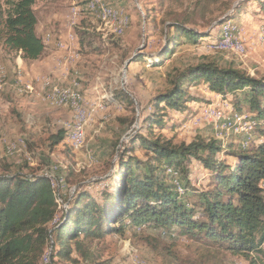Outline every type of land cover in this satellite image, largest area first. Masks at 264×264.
I'll list each match as a JSON object with an SVG mask.
<instances>
[{
    "label": "rangeland",
    "instance_id": "obj_1",
    "mask_svg": "<svg viewBox=\"0 0 264 264\" xmlns=\"http://www.w3.org/2000/svg\"><path fill=\"white\" fill-rule=\"evenodd\" d=\"M13 1L0 0V13L9 9ZM33 7L38 34L47 46L39 61L25 63L20 53L9 52L0 39V74L4 75L0 80V173L6 169L31 173L41 170L61 176V197L65 202L71 189L87 188L98 193L95 186L86 185L114 173L120 151L129 145L131 135L145 133L142 126L152 99L172 87L174 79L188 67L214 62L221 68H237L251 76L264 77V14L255 1L35 0ZM228 20L238 27L237 36L243 40L240 51L216 48L220 24ZM171 21L181 22L204 37L193 42L181 36L174 53L163 59L161 54L172 33L166 25ZM52 39L60 50L54 59H64L59 63L67 65L66 82L54 76L51 64L43 67L53 57L49 45ZM162 59V66L151 65ZM45 80L56 86L45 91ZM25 85H31L33 92L23 91ZM56 90L72 92L69 93L84 113L85 140L77 149L66 138L50 150L49 135L65 128L66 121H73L77 112L70 102H55ZM205 90L202 84L189 88V95L197 99L186 104L184 113L169 110L167 125L154 129V133L177 145L199 139L217 140L234 151H248L264 138L256 126L249 129L230 124L226 104L236 109L233 94L224 98L217 93L206 98L212 94ZM120 91L127 97L118 98ZM217 109H222L223 114L214 122L194 123L197 115ZM237 110L251 114L245 104ZM29 141L37 147V157L30 154ZM134 155L145 157L141 150ZM219 156L228 163L235 161V156L226 152ZM50 162L55 164L51 166L53 170H42ZM189 170L193 187L208 185L211 171L199 160L194 159ZM176 184L185 190L180 195L186 199V188L180 182ZM58 213L60 219L62 208ZM85 245L95 261L102 264H188L202 256L207 262L264 264V258L218 251L210 244L181 235L176 228L127 226L123 235L85 241Z\"/></svg>",
    "mask_w": 264,
    "mask_h": 264
},
{
    "label": "trees",
    "instance_id": "obj_2",
    "mask_svg": "<svg viewBox=\"0 0 264 264\" xmlns=\"http://www.w3.org/2000/svg\"><path fill=\"white\" fill-rule=\"evenodd\" d=\"M251 1L257 2L264 14V0ZM34 3L14 0L0 13L4 47L20 53L25 62L41 58L46 48L37 32ZM166 27L172 33L161 54L163 59L174 53L181 36L193 42L204 37L181 22L171 21ZM163 59L151 65L162 66ZM201 84L224 98L233 94L236 109L247 105L256 118V128L264 134V77L237 68H221L214 62L192 65L174 79L172 87L152 99L142 126L145 133L131 135L129 145L120 151L114 173L86 185L95 186L98 193L78 188L60 219L64 189L53 186L47 172L6 169L0 173V264H82L83 260L86 264H102L95 261L85 241L123 235L127 226L176 228L181 235L210 244L218 251L263 259L264 138L248 151H234L217 140L199 139L177 145L154 133V129L167 125L169 110L185 112L186 104L197 99L189 95L188 89ZM117 97L127 94L120 91ZM66 138L64 127L52 132L48 137L50 150ZM28 144L30 154L37 157V147L32 141ZM137 150L145 157L134 155ZM221 152L234 155V163L223 160ZM194 159L211 171L210 182L204 188L193 187L188 177ZM53 165L50 162L42 170L52 171ZM176 181L186 188V199L177 191ZM48 251L51 254L47 263L43 256ZM188 264L224 263L207 262L202 256Z\"/></svg>",
    "mask_w": 264,
    "mask_h": 264
},
{
    "label": "bare ground",
    "instance_id": "obj_3",
    "mask_svg": "<svg viewBox=\"0 0 264 264\" xmlns=\"http://www.w3.org/2000/svg\"><path fill=\"white\" fill-rule=\"evenodd\" d=\"M220 25H221V27H220V31H219V39H218V42L216 43L217 44L216 48H218L220 50L232 49V50L240 51L241 41L243 42V40L237 36L238 27H237L236 23L233 21H225L224 23H222ZM216 48H214V49H216ZM50 84H51V81L45 80L42 82V88L46 91L48 89V87L50 86ZM22 90L27 92V93H31V92H33V87L31 85H25L22 88ZM69 92L70 91H68V90H56L55 102L59 103V104L70 102L73 106L77 107L76 99H74L72 97V95H71L72 92H70L71 94ZM226 106L229 108L228 113L231 114V118H232L230 124L238 125V126L249 128V129H251L253 126L255 127L257 125V121H256V118L254 115L245 114L243 111L234 109L230 104H226ZM210 114H216V112L212 111V112H210ZM220 116H221V114H216L213 117L212 122L217 120V118ZM234 121H235V123H233ZM85 124H86V121H84V113L80 108L77 107V112H76V115L74 117V120L73 121L69 120L68 122L66 121V123H65V129L67 131L68 141H69V143H71V146L74 149L79 148L85 140V135H84ZM74 125H75V128H81L80 133H78V131L68 132L69 128L74 127ZM223 125H225V124H223ZM46 174L51 176V181H52L53 186H55L57 189L61 190V186L63 187V185H62L63 184V180H62L63 178H61V176H58V175L53 174V173H50V174L46 173ZM72 191H75V189H71V192ZM177 191L180 194L183 193L181 185H177ZM50 254H51V252L48 251L43 256L44 262H47V263L49 262Z\"/></svg>",
    "mask_w": 264,
    "mask_h": 264
},
{
    "label": "crops",
    "instance_id": "obj_4",
    "mask_svg": "<svg viewBox=\"0 0 264 264\" xmlns=\"http://www.w3.org/2000/svg\"><path fill=\"white\" fill-rule=\"evenodd\" d=\"M37 32H38V22H37ZM46 43V42H45ZM49 45H50V50H53V57L51 58V60H48V61H46V63H44V65H43V67H47V64H48V66L51 64V66H53V70H51V72L52 73H54V76H56L57 78H58V80H60V81H63V82H66V79H65V74H66V69H67V65H66V63L64 62V63H59V60L60 61H64V59H59L58 60V62H57V60H56V58H57V56L55 57V59H54V56H55V52H60V50H58L57 49V47L55 46V43H54V40L52 39L51 40V42L49 43ZM46 49H47V46H46V48H45V52H46ZM44 52V53H45ZM44 55V54H43ZM64 55V54H63ZM42 58V57H41ZM41 58H39V59H37V60H34V61H32L33 63L34 62H36V61H39ZM70 60H72V59H70ZM52 61V62H51ZM25 62V61H24ZM26 63V62H25ZM43 64V63H42ZM34 74H36L35 72H34ZM4 79V75H2V74H0V80H3ZM51 85H54L52 82H51V84H50V86ZM50 86L48 87V88H50ZM54 86H56V85H54ZM57 87H59V86H57ZM66 88V87H65ZM206 90H208V89H206ZM205 90V91H206ZM211 94L212 95H206V98H208V96L210 97V96H214L215 97V94H217V93H214V92H211ZM214 97H212V98H214ZM211 98V97H210ZM197 104H200V103H197ZM31 164V163H30Z\"/></svg>",
    "mask_w": 264,
    "mask_h": 264
},
{
    "label": "built area",
    "instance_id": "obj_5",
    "mask_svg": "<svg viewBox=\"0 0 264 264\" xmlns=\"http://www.w3.org/2000/svg\"><path fill=\"white\" fill-rule=\"evenodd\" d=\"M216 114H223L222 113V109H217V112ZM216 114H209L208 111H206V113H204L203 115H197V120L194 121L195 124H199L201 123L203 120H208L209 122H211L213 120V117L216 115ZM78 131V133L81 132V128H75V125L74 127L72 128H69V131ZM68 139V138H67ZM63 187L61 186V189ZM75 193V191H72L70 192V195H69V200L67 202L63 201V198H62V213L63 211L65 210V208L67 207V204L69 203L70 199H71V196H73V194ZM49 261H50V257H49Z\"/></svg>",
    "mask_w": 264,
    "mask_h": 264
}]
</instances>
